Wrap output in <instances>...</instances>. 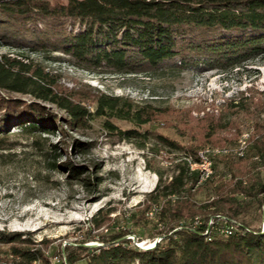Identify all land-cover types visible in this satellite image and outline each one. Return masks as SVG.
<instances>
[{
    "label": "rangeland",
    "instance_id": "374dc122",
    "mask_svg": "<svg viewBox=\"0 0 264 264\" xmlns=\"http://www.w3.org/2000/svg\"><path fill=\"white\" fill-rule=\"evenodd\" d=\"M47 22L35 16L19 26L6 25L20 43H9L0 33V56L37 70L43 86L87 114L70 122V115L55 103L0 88V118L6 114L10 119L0 132V264L19 260L12 256L14 247L40 251L42 262L35 264H65L69 252L77 257L86 254L80 245L98 247L116 235L134 245L159 241L168 225L164 201L156 202L159 192L153 189L159 174L165 183L169 181L183 150L163 145L158 134L182 147L202 139L199 151L224 150L209 157L206 175L205 167H197L199 183L212 174L228 178L232 162L256 161L246 146L249 136L250 141L255 137V122H264V54L227 69L197 63L162 73L118 74L85 65L51 44L37 45L31 30L43 32L50 28ZM83 27L79 21L63 24L65 32ZM100 95L130 99L154 107L157 113L140 127L97 115ZM231 100L240 106L228 109ZM34 108L45 118L38 128L24 127L29 119L22 115ZM213 113L220 122L233 123L207 136L203 123ZM130 129H135L134 135L121 133ZM207 194L208 188L197 187L191 199L199 207ZM199 210L195 218L180 223L196 226L205 220ZM248 220L264 228L258 211H252Z\"/></svg>",
    "mask_w": 264,
    "mask_h": 264
},
{
    "label": "trees",
    "instance_id": "16d2710c",
    "mask_svg": "<svg viewBox=\"0 0 264 264\" xmlns=\"http://www.w3.org/2000/svg\"><path fill=\"white\" fill-rule=\"evenodd\" d=\"M35 16L47 19L50 27L38 32L40 35L31 30L37 45L51 44L85 65L118 74L162 73L167 68L184 69L197 63L227 69L264 54V0H0L3 39L18 45L17 38H12L13 30L6 25L19 26L18 22ZM66 21H79L84 27L65 32ZM39 79L43 77L37 70L0 56V88L55 103L70 115V122L84 118L86 110L67 98L56 97ZM239 103L231 100L228 109L238 108ZM156 111L130 99L97 98V115L127 120L136 127L151 121ZM3 115L0 132L10 123ZM208 115L203 123L207 136L233 123L220 122L214 113ZM23 116L29 119L24 127L31 129L40 127L45 118L37 108ZM106 125L115 128L109 122ZM254 131L255 137L250 141L249 136L246 146L249 157L256 158L253 164L232 162L227 166L228 178L212 174L201 183L199 172L191 170L186 160H198L204 141L182 147L158 134L163 145L183 150L181 163L169 181L165 183L159 174L153 189L159 192L156 202L159 198L164 201L168 232L150 249L139 248L119 235L98 247L80 245L78 249L86 254L77 257L69 252L65 264L79 260L81 264H264V228L252 226L248 220L252 211H258L262 218L264 209V122H255ZM197 187L208 188L207 201L199 207L191 199ZM197 209L205 220L196 226L180 223L194 217ZM11 253L19 260L10 264H35L43 259L40 251L28 248L14 247Z\"/></svg>",
    "mask_w": 264,
    "mask_h": 264
},
{
    "label": "bare ground",
    "instance_id": "6f19581e",
    "mask_svg": "<svg viewBox=\"0 0 264 264\" xmlns=\"http://www.w3.org/2000/svg\"><path fill=\"white\" fill-rule=\"evenodd\" d=\"M247 140V139H246ZM241 144H242V148L244 149L245 148V146H246V141L245 140H243V141H241ZM242 149V150H243ZM241 150V155L243 154V151ZM203 152H205V154L202 156V160H201V162H197V161H193L191 158H187V160L186 161H188V163H189V167H190V169L191 170H198L197 169V167H205V169H204V171H203V173L206 175V168L210 165V160H209V157L210 156H216V155H218V154H220V153H222L223 151H220V150H217V149H210V148H206V149H204V150H202ZM211 153H213V154H211ZM198 160H199V154H198ZM202 173V172H201ZM209 175H207V177H208ZM151 243H149V245H150Z\"/></svg>",
    "mask_w": 264,
    "mask_h": 264
},
{
    "label": "water",
    "instance_id": "95a60500",
    "mask_svg": "<svg viewBox=\"0 0 264 264\" xmlns=\"http://www.w3.org/2000/svg\"><path fill=\"white\" fill-rule=\"evenodd\" d=\"M262 225H264V209H262ZM158 240H155L153 243H151L150 245H147V246H142L141 244H137V246L139 248H142V249H150L152 247H154V245L156 244ZM82 246H85V247H94L96 246V244L94 243H85V244H82Z\"/></svg>",
    "mask_w": 264,
    "mask_h": 264
},
{
    "label": "built area",
    "instance_id": "2783aa9c",
    "mask_svg": "<svg viewBox=\"0 0 264 264\" xmlns=\"http://www.w3.org/2000/svg\"><path fill=\"white\" fill-rule=\"evenodd\" d=\"M205 154V152H203V151H199V160H195V161H197V162H201V160H202V156Z\"/></svg>",
    "mask_w": 264,
    "mask_h": 264
}]
</instances>
